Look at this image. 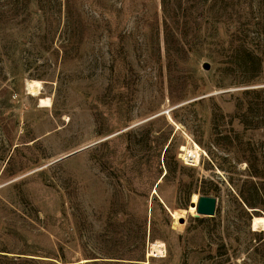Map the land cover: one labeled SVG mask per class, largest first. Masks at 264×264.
Wrapping results in <instances>:
<instances>
[{"label": "rangeland", "instance_id": "374dc122", "mask_svg": "<svg viewBox=\"0 0 264 264\" xmlns=\"http://www.w3.org/2000/svg\"><path fill=\"white\" fill-rule=\"evenodd\" d=\"M253 214L264 0H0V264H264Z\"/></svg>", "mask_w": 264, "mask_h": 264}, {"label": "bare ground", "instance_id": "6f19581e", "mask_svg": "<svg viewBox=\"0 0 264 264\" xmlns=\"http://www.w3.org/2000/svg\"><path fill=\"white\" fill-rule=\"evenodd\" d=\"M26 88L30 95L39 96L38 102L40 107H52L53 102L51 97H41L40 93L43 88V82L39 79H28L26 82ZM172 120V118H171ZM178 126V125H177ZM179 127V126H178ZM190 138V137H189ZM203 150L199 146L196 141H191V146L187 147L183 145L181 147L180 157L186 162L190 164L197 165L200 162V156ZM163 176V175H162ZM162 178V177H161ZM160 179L158 183H160ZM154 193V192H153ZM200 194L198 192H194L188 203L187 208H175L172 211V228H183L187 223V217L189 214L193 216H197V204L199 201ZM252 228L253 230L264 231V215H254L251 218ZM166 252V244L162 240L156 239L150 242L148 249V257L155 256H164Z\"/></svg>", "mask_w": 264, "mask_h": 264}, {"label": "water", "instance_id": "95a60500", "mask_svg": "<svg viewBox=\"0 0 264 264\" xmlns=\"http://www.w3.org/2000/svg\"><path fill=\"white\" fill-rule=\"evenodd\" d=\"M163 177V176H162ZM159 183L157 182L153 194L157 193V185ZM168 212L170 215H172V210L169 209L166 206ZM216 208H217V198L213 195H201L199 197V201L197 204V216L196 217H206V216H214L216 214ZM254 215V214H253ZM252 215V217H253Z\"/></svg>", "mask_w": 264, "mask_h": 264}]
</instances>
